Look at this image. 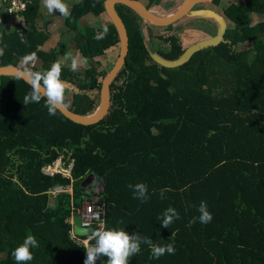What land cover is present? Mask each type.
Returning <instances> with one entry per match:
<instances>
[{
    "label": "trees",
    "instance_id": "obj_1",
    "mask_svg": "<svg viewBox=\"0 0 264 264\" xmlns=\"http://www.w3.org/2000/svg\"><path fill=\"white\" fill-rule=\"evenodd\" d=\"M243 1L224 10L225 42L177 69L155 61L144 43L143 18L116 5L127 31L128 53L109 85L108 111L93 125L76 123L59 110L49 115L44 98L24 105L31 85L19 77L0 76V264H17L12 252L29 232L39 247L30 249L33 260L20 264H84L85 247L71 240L68 220L72 207L81 208L94 188L104 205L105 228H124L155 244L174 245L175 254L155 259L149 246L141 244L129 264H264V0ZM103 2L84 0L81 6L85 14L98 15ZM207 2L218 5L221 0ZM4 9L2 2L0 66L19 67L24 55L36 52L45 62L39 71L50 69L57 58L38 48L45 36L35 29V1L25 12L24 40L16 31L6 33L9 17ZM107 29L101 39L88 29L78 36L87 60L119 44L115 26ZM170 41V49L160 54L174 62L184 51L177 37ZM249 42L252 60L248 52L236 50ZM104 75L91 67L75 80L71 70L62 68L61 79L71 78L79 87L69 105L76 114L97 111ZM61 156L74 160L73 196L61 195L51 205L47 193L70 181L49 178L41 170ZM91 175L98 187L83 189ZM137 183L147 185L144 203L128 187ZM166 187L171 191L161 199L160 190ZM201 201L213 219L189 226L200 215ZM169 207L180 218L163 228L162 214ZM96 264H107V257L101 255Z\"/></svg>",
    "mask_w": 264,
    "mask_h": 264
},
{
    "label": "crops",
    "instance_id": "obj_2",
    "mask_svg": "<svg viewBox=\"0 0 264 264\" xmlns=\"http://www.w3.org/2000/svg\"><path fill=\"white\" fill-rule=\"evenodd\" d=\"M33 1L37 4V15L34 22L35 29L38 32L37 34L45 36L44 42L38 47L39 50L46 54L54 53L57 61L60 60L64 63L65 66L62 65V68L71 70L72 76L76 78L75 80L83 78L84 73L91 67L98 71H106L108 65H113L119 52L120 43L117 46H112L105 50L102 55L87 60V63H80L78 69L75 71L71 68L72 54L76 55L78 60L81 57L85 58L79 48L78 36L82 37L85 29H88L97 37L104 26L112 24L105 10L98 15H94L93 13L85 14L81 6V2L84 0H65L69 5L70 15L68 17H62L58 12L52 14L48 13L47 9L42 6V0H31V3ZM141 1L159 18H169L182 9L188 0H160L159 4L151 3L149 0ZM0 4H2V0H0ZM211 4L207 5L203 2L197 4L188 15L169 28L155 27L143 18L140 26H142L141 32H143L146 47L149 48L152 54L156 55L157 58L163 59L160 53L167 52L170 49V39L173 36L178 38L184 54L191 46L193 47V45L198 42L218 36L221 30V22L216 15L224 16L219 10L220 4L214 6ZM8 17L9 21L5 26V31L6 33H11L15 31V25L13 17L9 15ZM21 40L23 39L21 38ZM66 57L67 59L64 60ZM38 61L36 70L39 71L43 68L45 62L41 58H38ZM19 67L23 68L20 62ZM66 81H68L70 85L65 91V101L69 106L72 103L73 96L79 93V87L71 78ZM68 101H70V103H68ZM3 258L4 255L0 254V260Z\"/></svg>",
    "mask_w": 264,
    "mask_h": 264
},
{
    "label": "clouds",
    "instance_id": "obj_3",
    "mask_svg": "<svg viewBox=\"0 0 264 264\" xmlns=\"http://www.w3.org/2000/svg\"><path fill=\"white\" fill-rule=\"evenodd\" d=\"M42 6L45 7L48 13L58 12L62 17L70 15L69 5L65 0H42ZM107 26L103 27V31L97 36V39L103 38L107 33ZM6 47V46H5ZM4 55V48L0 47V56ZM67 57L64 59L66 60ZM38 57L36 52L26 54L21 58L20 63L23 65L21 71L17 73L18 77L26 78L25 80L31 85V91L24 97V105L31 102L39 103L42 98L45 99V107L49 115H55L60 109H66L68 105L65 103V91L69 88V83L61 79L62 63L60 60L54 62L50 69L38 71ZM80 63H87V59L81 57L79 60L76 55H71V68L75 71ZM65 66V65H64ZM128 187L133 190L135 199H139L142 203L146 202L149 197L147 195L148 188L144 183L135 185L129 184ZM171 191L170 188L160 190V198L165 199V193ZM197 211L200 213L198 217H193L189 221V226H192L199 220L201 224H207L213 219L212 214L208 211L207 203L201 201ZM100 213L96 214V219H99ZM178 212L169 207L162 214L161 227L168 228L174 219H179ZM122 223V221L120 222ZM100 227L96 230L88 232L90 225L84 224L81 227L82 232H86L87 239L84 241L86 259L84 264H96L98 258L103 255L107 257V264H129V258L139 254L141 244L149 246L151 255L155 259L167 254H175L174 245L171 243L158 245L147 236L140 234L129 235L124 228H105L104 222L100 221ZM39 247L38 241L30 232L13 252L17 264L33 260L31 248Z\"/></svg>",
    "mask_w": 264,
    "mask_h": 264
},
{
    "label": "water",
    "instance_id": "obj_4",
    "mask_svg": "<svg viewBox=\"0 0 264 264\" xmlns=\"http://www.w3.org/2000/svg\"><path fill=\"white\" fill-rule=\"evenodd\" d=\"M209 0H188L187 3L180 9L177 13L169 18H159L153 12H151L148 7L140 0H105L104 10L106 14L110 17L112 24L115 26L118 37H119V52L115 62L108 72L102 78L100 86V104L97 111L91 116H80L76 114L69 106L66 109H60L59 111L68 119L82 124V125H93L98 123L107 113L110 104V89L109 85L113 79L117 76V73L122 69L125 64V59L128 53V35L125 25L119 16L116 5H124L135 11L139 16L147 20L151 25L155 27H169L174 23L181 20L183 17L188 15L193 8L199 3H205ZM221 22V30L218 36L198 42L197 44L191 46V48L177 61L168 62L163 59L155 57V61L162 67L168 69H177L179 67L187 64L195 54L208 49L210 47H216L224 43L227 22L221 15H216ZM22 68L10 65V66H0V76L7 77H18L17 73L21 71ZM21 78V77H19ZM25 80L24 78H22ZM26 81V80H25ZM102 183V181H100ZM93 186L98 187L97 178L95 175L89 176L82 184V188H92ZM74 232L79 237H86V232L81 231V219L79 217L74 220Z\"/></svg>",
    "mask_w": 264,
    "mask_h": 264
},
{
    "label": "built area",
    "instance_id": "obj_5",
    "mask_svg": "<svg viewBox=\"0 0 264 264\" xmlns=\"http://www.w3.org/2000/svg\"><path fill=\"white\" fill-rule=\"evenodd\" d=\"M5 4V11L14 20V29L24 40L26 32L28 30V23L25 18V12L28 5L31 3V0H2ZM74 160L71 159L68 162L65 161L64 156H61L55 160L51 165L45 166L42 168L41 172L43 175L49 178H55L57 176L62 177L63 179L69 180L70 185L56 186L52 188L47 195L49 198L54 201L61 195H70L73 196V183L74 179L72 178ZM92 191L90 198L84 201L81 208L72 207V215L68 220V223L72 226V232L70 234L71 240L73 243L79 247H85L84 241L87 237H79L74 232V220L79 217L81 219V227L84 224L90 225L88 232L90 233L93 229H98L100 221H103L104 216V205L100 202L98 193ZM100 213L99 219H96V214Z\"/></svg>",
    "mask_w": 264,
    "mask_h": 264
},
{
    "label": "rangeland",
    "instance_id": "obj_6",
    "mask_svg": "<svg viewBox=\"0 0 264 264\" xmlns=\"http://www.w3.org/2000/svg\"><path fill=\"white\" fill-rule=\"evenodd\" d=\"M234 1H242V2H245V1H243V0H228V1H223L222 0V2L220 3V5H219V7H220V11H221V13L223 14L224 13V10L228 7V6H230ZM207 5L208 4H211V3H209V2H205ZM211 5H213L214 6V4H211ZM210 5V6H211ZM257 19V18H256ZM256 19H255V21H256ZM261 20V18L260 17H258V19H257V21H260ZM256 21V22H257ZM173 37H175V36H173ZM263 37V39H264V36H262ZM178 39V38H177ZM225 40V39H224ZM179 41V40H178ZM252 48H253V44L251 43V42H249V43H247V45H243V46H239L238 47V49H236L237 51H239V52H248L249 53V55H248V59L249 60H252V54L250 53V51L252 50ZM153 53H154V51H153ZM153 56L154 57H156V55H154L153 54ZM117 58V57H116ZM113 62V61H112ZM111 66H112V64H110V65H108V67L106 68V71H105V73L106 72H108L109 71V69L111 68ZM78 80V79H77ZM68 103H70V101H68ZM93 191H95V188L93 189ZM96 193H98V189L96 190ZM51 204L53 205L54 203H53V201H51Z\"/></svg>",
    "mask_w": 264,
    "mask_h": 264
}]
</instances>
